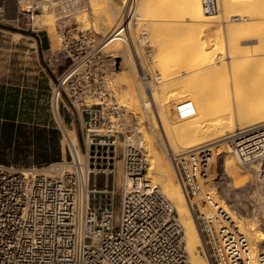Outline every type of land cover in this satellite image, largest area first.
<instances>
[{
  "label": "built area",
  "instance_id": "1",
  "mask_svg": "<svg viewBox=\"0 0 264 264\" xmlns=\"http://www.w3.org/2000/svg\"><path fill=\"white\" fill-rule=\"evenodd\" d=\"M75 2L16 0L14 19L31 24L46 11L66 13ZM203 4L218 10V0ZM134 5L131 0L114 32L126 42ZM110 35L98 40L81 33L84 49L64 74L62 89L52 94L55 119L63 123L61 99L79 122L78 143L66 141L68 155L41 166L0 163V264H191L175 207L147 178L150 160L141 125L110 88L106 62L115 52L103 50ZM139 80L152 90L161 74L152 78L142 70ZM227 143L257 169L264 204V126L236 129ZM212 158L209 147L171 157L188 194L212 211L199 221V249L211 264H253L249 239L210 189ZM257 260L264 264V245Z\"/></svg>",
  "mask_w": 264,
  "mask_h": 264
},
{
  "label": "bare ground",
  "instance_id": "2",
  "mask_svg": "<svg viewBox=\"0 0 264 264\" xmlns=\"http://www.w3.org/2000/svg\"><path fill=\"white\" fill-rule=\"evenodd\" d=\"M88 1L87 4L92 2V0ZM146 1L143 2L146 3ZM149 1L150 3L147 1L148 6L143 5L141 1L142 7H138L139 11L134 9V15L137 18L141 16V19H146L150 23L152 37L150 39L153 42H149L151 43L149 47L155 46L156 50L158 49L155 52L157 55L151 56V61L156 68L158 66L157 71L161 74V81L156 87H152L149 93L146 91L148 89H145L147 99H143L144 96L141 98L143 106L154 112L150 113L155 115V122H158L159 131H162V135L164 134V143L172 155L191 148L209 147L210 150H214L227 145V150L222 152L224 157H226V152L233 151L238 160L237 164L246 172L245 175L248 177L253 175L248 191L251 192L253 198L252 205L256 204L257 197L254 188L257 169L252 166L247 167L233 147L227 143V138L236 129L264 126V13L262 10L260 12V9H264V0H253L256 5L251 9L254 12L249 9L251 7L249 4H239L245 0H221V7L218 6L217 10L219 12L208 11L203 0ZM74 9L77 11L78 18L80 20L83 18V21H80L84 22L82 24L90 21V16L84 13L86 10L83 11L82 0L78 3L75 2L71 10L66 13H73ZM90 9L92 8L90 7ZM47 12L54 13L53 11ZM91 16L94 15L91 14ZM36 23L47 26L53 25L54 20L52 17H46ZM239 23L243 25V29L242 26L241 28L238 26ZM119 24L120 22L114 29L112 27V35L108 38L105 46L116 38L123 40L121 33H114L119 29ZM138 25L136 23V28H139ZM212 30L214 31L211 35ZM142 31L146 36L148 30L147 32L145 29ZM223 34L226 39L225 48L220 47V44H223ZM220 36L222 39L219 40ZM215 39L218 41L217 43L214 42ZM119 40H114L116 41L114 45H117ZM141 42L143 43V41ZM245 44L249 45L244 46ZM127 55L129 63L132 64L131 53L127 52ZM138 61L141 63V60ZM227 65L230 68L228 70L231 74V83L227 81L226 85L218 84L219 77L225 78L223 76H227L226 74L229 73H226ZM222 71L223 74L225 73L223 76H221ZM213 77L216 78L214 80L217 78L219 80L209 82ZM126 79L128 98L131 99L129 102L134 108H138L140 98L137 95V90L135 91L130 75L127 74ZM225 81L223 80V82ZM139 92L140 95L142 93L144 95L143 89ZM157 125L155 124L156 128ZM74 132L78 142L75 129ZM66 136L70 137L67 130ZM215 143L220 144L212 146ZM156 145L153 140L150 142L148 140L147 149L151 160L147 178L160 186L162 192L176 208L184 229L190 263L211 264L199 252V247L203 244L199 221L203 214L207 217L212 215L208 211L210 208L207 205L206 208L201 199L188 194L181 179L175 178L174 166L165 158L164 154L163 157L162 153H159ZM216 157L213 153V168ZM220 164L222 165V162ZM218 193L214 192V195L219 198V201L221 200L222 207L249 239L253 264H258V248L259 243L264 242V231L257 227L256 223H244L245 220L237 214L235 208L229 205L227 200L222 199V195L220 194V196Z\"/></svg>",
  "mask_w": 264,
  "mask_h": 264
},
{
  "label": "rangeland",
  "instance_id": "3",
  "mask_svg": "<svg viewBox=\"0 0 264 264\" xmlns=\"http://www.w3.org/2000/svg\"><path fill=\"white\" fill-rule=\"evenodd\" d=\"M141 1L143 5L147 6V1L148 3H150L149 0H135V5L132 7L131 11H133L134 7L136 11L137 9L139 11V8L142 7ZM143 1H146V3H144ZM82 2L84 3L83 11L86 10L84 13L90 16V21L87 20L88 22L85 24H82L84 22H80L83 21V18L80 20V18H78L77 11H75L74 9L72 10L73 13H56L53 11L55 13L54 14L46 11L36 16L34 21L30 22L31 24H27L28 22H26L25 20V23L20 25L22 33L26 36L39 34L42 39V44H36L34 39L31 38L23 45L22 56L18 60L17 65L18 69H23V88L19 87L17 90L0 89V95L7 96V102L3 101L2 103H0V109L7 107L11 108L12 110L15 109L17 118L19 120L18 124H20L21 126L20 133L17 135L16 139H13L12 144L7 146V142H9V140H6V138L4 139V144L2 146L3 148H6V152L3 153L4 155L0 154V158H4V160L12 162H19L22 164H37L38 162L45 160V157H57L59 160H61L68 155L66 147V141L68 139L66 136V130L68 132V136H70L75 143H78L74 129H79V122L73 117V108L70 107V109H67L66 107H63L62 101L61 99H59L61 104L60 114L63 120V123L60 124L55 119V116L51 109L52 94L54 90L56 94L57 87L62 89V78L64 74L75 63V61H77L76 55H80V51L84 49L80 48L79 46L81 33L89 31L95 34L98 40L103 39L112 32V27L114 29V27L116 28L118 26L119 19L122 14H124V12L128 11L131 0H92V2L90 1L91 4L89 3L91 6L87 4L89 2L88 0H82ZM218 2L219 7H221V0H218ZM243 3L245 5L246 3L249 4V7L251 6L249 9L256 5L253 0H245L239 4L242 5ZM89 6L92 9H90ZM245 9L248 10L247 7H245ZM261 10L263 11L262 13H264V9H260V12ZM92 11L93 13H91ZM251 11L253 10L251 9ZM90 13L94 16H91ZM46 17H52L54 20V24L41 26L36 23L37 21ZM108 18L111 20H109L111 22L110 25L108 24ZM136 23L137 25L139 24V28H136ZM240 24L241 23H239L238 26L240 28L242 26L243 29V25ZM32 26L34 27V30H32ZM144 29L146 32L148 30L147 34L150 37L147 34L146 36L148 37L144 36L145 34L143 35L142 30ZM213 31L214 30H212L211 35ZM142 35L144 36V38ZM212 37L214 38V36ZM222 37L223 44H220V47H224V45L226 47L225 35L223 34ZM222 37H218L219 40L220 38L222 39ZM150 38L152 37L150 34L149 21H147L146 19H141V16L140 18H137L135 15V17L130 22V30L128 35L129 41L126 42L116 38L114 40H119V43H117V45H114L116 41L113 40L103 49L108 54L111 52H115L111 56L112 58H108L106 62L108 67V80L110 88L113 90L119 102L125 105L127 110H130L129 112H132L133 114L135 113L134 115L138 118L137 120L138 123L140 122L139 124L141 125L147 148L148 140L149 142L153 140V142L157 144L156 147L158 148L159 153L161 152L162 156L164 154L165 158L171 162V165H173L171 160L172 154L167 148L166 143H164V134L162 135V131H159L160 128L157 125L158 122H155V115L152 114V117L150 112L153 111L145 108V106H143V100L141 99L143 96V99H147V94L145 93L146 91L149 93V89L145 91L142 84L140 83L139 75L141 71H146L152 78L155 77V75L159 74L157 71L158 66L156 68V66L151 61V56H156L157 53L155 52H157L158 49L156 50L155 46L149 47L153 42ZM147 39L151 41H148ZM141 41H143V43ZM30 42H33V45H31ZM145 42L147 43V45ZM214 42L217 43L218 41H216L215 39ZM246 45L249 44H245L244 46ZM64 46H66L65 49H63ZM151 48L153 49V53L151 52ZM126 51L128 53H131V59L133 60L132 64H130L128 61V55ZM219 51L221 52V50ZM138 60H141V63ZM226 67L225 68L227 70V73L229 72L228 69L230 68L228 65ZM225 68L223 69V71L225 70ZM119 69H122V71H120ZM223 71L221 76L225 75V73L223 74ZM127 74L130 75L131 81L135 86V91L137 90V95H139L140 98V104L138 108H134V106L129 102V100L131 99L128 98L127 94ZM226 75L227 76H223L225 78L227 77L226 81L225 78L222 77H219L220 80L218 78L217 80H214L215 77H213L210 78L212 80H209V82H217L219 80L218 84L226 85L228 84V82L231 83L230 72ZM21 80L22 79H20V81ZM223 80L225 82H223ZM159 83H153L152 85L153 87H156V85H158ZM78 86H80V84H78ZM142 89L144 91V95L143 93L142 95H140L139 91H142ZM15 97L16 103L14 101ZM62 97L64 100H66V94L64 93V91ZM137 110H139L140 112L138 111V113ZM155 124L157 125V128L155 127ZM216 144L218 145L220 143H215L212 146H215ZM219 148L212 150L215 157L218 155L216 157L217 159L215 161L209 185L212 193H218L219 191L218 194L222 195L221 198L227 200V203L235 208L237 214L241 216L243 220H245L243 221L244 223H256L257 227L264 231V204L257 179L254 188L257 197V203L252 205L253 198L251 192L248 191V186L252 184L253 175L252 177H248V175H245L246 172L243 171L240 166H238V160L236 159V156H234L235 153L233 151L226 152V157H224L225 155L222 152L225 149L227 150V145L225 147L221 146ZM219 151L221 152V154ZM219 157L222 160H220ZM149 160H151V158ZM221 162L222 165L220 164ZM175 178L179 179V177H177V173ZM208 211L212 213L211 209ZM203 216L204 214L201 215V217ZM261 245L263 246L264 242L259 243L258 251L262 247ZM199 252L204 258H206V256L202 254L201 250ZM207 260L210 261L209 258H207Z\"/></svg>",
  "mask_w": 264,
  "mask_h": 264
},
{
  "label": "crops",
  "instance_id": "4",
  "mask_svg": "<svg viewBox=\"0 0 264 264\" xmlns=\"http://www.w3.org/2000/svg\"><path fill=\"white\" fill-rule=\"evenodd\" d=\"M15 16L16 0H0V89L6 90L23 88V69H18L17 65L24 43L32 38L36 44H42L39 34L26 36L22 33L19 22L14 19ZM30 44L33 45V42Z\"/></svg>",
  "mask_w": 264,
  "mask_h": 264
},
{
  "label": "trees",
  "instance_id": "5",
  "mask_svg": "<svg viewBox=\"0 0 264 264\" xmlns=\"http://www.w3.org/2000/svg\"><path fill=\"white\" fill-rule=\"evenodd\" d=\"M3 101L7 102V97L4 95H0V103ZM15 103H16V97H15ZM19 120L17 119V114L15 109H11L9 107L7 108H1L0 109V154L4 155L3 153L6 152V148H3V142L4 139L9 140L7 142V146L12 144L13 139L17 138V135L20 133L21 126L18 124ZM3 140V141H2ZM59 159L57 157L51 158V157H45V160L38 162L36 165H45L49 164L51 162L58 161ZM0 163L5 164H19V165H31V164H22L19 162H12L8 160H4V158H0Z\"/></svg>",
  "mask_w": 264,
  "mask_h": 264
}]
</instances>
